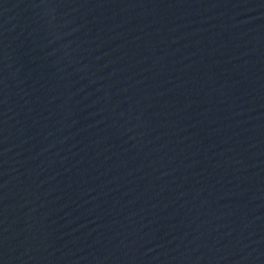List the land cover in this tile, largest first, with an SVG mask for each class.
<instances>
[{"label":"water","instance_id":"1","mask_svg":"<svg viewBox=\"0 0 264 264\" xmlns=\"http://www.w3.org/2000/svg\"><path fill=\"white\" fill-rule=\"evenodd\" d=\"M0 264H264V0H0Z\"/></svg>","mask_w":264,"mask_h":264}]
</instances>
